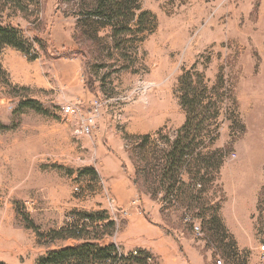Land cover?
Instances as JSON below:
<instances>
[{
  "label": "rangeland",
  "instance_id": "rangeland-1",
  "mask_svg": "<svg viewBox=\"0 0 264 264\" xmlns=\"http://www.w3.org/2000/svg\"><path fill=\"white\" fill-rule=\"evenodd\" d=\"M117 2H0L35 56L0 51V260L93 243L116 248L112 264H264V0ZM96 101L93 134L76 136L61 105ZM161 235L163 253L140 247Z\"/></svg>",
  "mask_w": 264,
  "mask_h": 264
},
{
  "label": "trees",
  "instance_id": "trees-1",
  "mask_svg": "<svg viewBox=\"0 0 264 264\" xmlns=\"http://www.w3.org/2000/svg\"><path fill=\"white\" fill-rule=\"evenodd\" d=\"M2 0H0L1 2ZM119 0H94V4H96L95 9L97 13H105V14H119L121 11L118 7ZM5 46L14 47L20 51L25 52L31 58L35 56L31 53L25 46L24 40L20 36V32L12 27L0 25V51ZM34 56V57H33ZM3 68L0 63V73H3ZM188 88V87H187ZM183 105L187 107L190 105L194 107V105L199 102V96L195 93L194 96L190 94V92H185L182 97ZM188 109V108H187ZM193 116V112L188 110L187 121L183 127V130H191V119ZM184 137V136H183ZM183 137H179L172 145V150L168 154L169 160L178 161V159H183L185 154L178 153L179 148L182 147L184 141ZM197 141V138H191L190 146L194 145V142ZM179 157V158H178ZM35 228V226H33ZM114 246L110 247H99L93 243H86L77 247H66L60 250L50 251L47 255L40 257L37 261L38 264H91L92 260L98 257H103L113 262V259L117 260V254L113 256L112 250H115ZM142 256H136L135 258H140ZM106 259V260H107ZM82 261V262H78ZM88 261V262H87ZM0 264H8L6 262L0 261Z\"/></svg>",
  "mask_w": 264,
  "mask_h": 264
},
{
  "label": "built area",
  "instance_id": "built-area-1",
  "mask_svg": "<svg viewBox=\"0 0 264 264\" xmlns=\"http://www.w3.org/2000/svg\"><path fill=\"white\" fill-rule=\"evenodd\" d=\"M102 107H103V104L96 101L93 104V107H92L90 112H88L87 114H82V109L77 103L66 102V103L61 105V110H62L63 114L79 116V124L75 128V135L82 137V136H91L93 134V131L97 126V120L102 113ZM76 190H78V187L76 188ZM134 204H135V201L131 202L130 206H133ZM110 208L113 211L114 210H117V211L120 210L123 212H127L128 211L127 208H129V207L121 208V207L117 206V204H115V200L112 199L110 201ZM190 219H191L190 217H187V220H190ZM193 229H194V233L197 236L201 235L202 229L198 224H195ZM262 249L264 250V245L262 246ZM119 254H120V256L123 257V259H127L129 257L142 256L140 250H138V249H135L130 253L121 252L119 250ZM144 259L148 263L151 264L153 262L154 258L152 255L146 254ZM109 264H112V261H109ZM217 264H223L222 259H218Z\"/></svg>",
  "mask_w": 264,
  "mask_h": 264
},
{
  "label": "crops",
  "instance_id": "crops-1",
  "mask_svg": "<svg viewBox=\"0 0 264 264\" xmlns=\"http://www.w3.org/2000/svg\"><path fill=\"white\" fill-rule=\"evenodd\" d=\"M9 50L13 51V48H8ZM116 185H120L123 184L125 185V187L127 188V201H130V199H132V197L134 196L135 192H134V186H133V182L131 180V178L129 176H123L120 175L117 179V182L115 183ZM113 193H115V190L113 188L112 190ZM128 203V202H127ZM133 208V207H132ZM160 241H156L154 244L151 242L149 244H142L140 247H142L143 249H153L154 247H156L157 251L163 253V251H165V248H163L164 246V242L166 241V237L165 235H161L160 236ZM0 261L6 262L8 264H17L16 260H7V259H1ZM189 264H193V263H189ZM197 264H200V262H197Z\"/></svg>",
  "mask_w": 264,
  "mask_h": 264
}]
</instances>
